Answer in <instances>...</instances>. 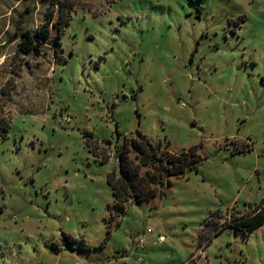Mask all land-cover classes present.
Segmentation results:
<instances>
[{"label": "rangeland", "instance_id": "1", "mask_svg": "<svg viewBox=\"0 0 264 264\" xmlns=\"http://www.w3.org/2000/svg\"><path fill=\"white\" fill-rule=\"evenodd\" d=\"M138 132L200 164L113 217ZM263 199L264 0H0V264H264V227L200 237Z\"/></svg>", "mask_w": 264, "mask_h": 264}, {"label": "trees", "instance_id": "2", "mask_svg": "<svg viewBox=\"0 0 264 264\" xmlns=\"http://www.w3.org/2000/svg\"><path fill=\"white\" fill-rule=\"evenodd\" d=\"M70 9L69 4H61L55 21V9L51 7L45 22L35 32L27 30L20 34L18 51L40 54L42 41L49 38L51 27L57 26L61 34L69 23ZM116 155L119 174L112 173L108 177L114 197L108 210L113 217L124 214L130 202L148 201L158 193H164L171 178L184 177L190 170L198 169L200 164V155L195 148L173 153L162 142H153L141 132L135 137L126 136L123 147L116 148ZM260 227H264V199L251 212L234 215L226 221H221L220 214L211 213L203 224L200 237L201 240H211L213 235L225 229L249 235ZM64 238L71 244L78 242L67 234Z\"/></svg>", "mask_w": 264, "mask_h": 264}, {"label": "built area", "instance_id": "3", "mask_svg": "<svg viewBox=\"0 0 264 264\" xmlns=\"http://www.w3.org/2000/svg\"><path fill=\"white\" fill-rule=\"evenodd\" d=\"M148 232L150 233L151 230H148ZM159 240H160V241H163V240H164V237H163V236H160V237H159ZM139 243H140V244H143V243H144V239L141 238V239L139 240Z\"/></svg>", "mask_w": 264, "mask_h": 264}]
</instances>
